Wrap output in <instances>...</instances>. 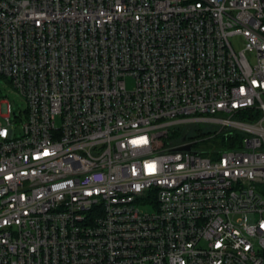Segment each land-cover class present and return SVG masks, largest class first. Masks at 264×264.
Here are the masks:
<instances>
[{
    "label": "built area",
    "instance_id": "2783aa9c",
    "mask_svg": "<svg viewBox=\"0 0 264 264\" xmlns=\"http://www.w3.org/2000/svg\"><path fill=\"white\" fill-rule=\"evenodd\" d=\"M0 79V264H264V0H0Z\"/></svg>",
    "mask_w": 264,
    "mask_h": 264
},
{
    "label": "rangeland",
    "instance_id": "374dc122",
    "mask_svg": "<svg viewBox=\"0 0 264 264\" xmlns=\"http://www.w3.org/2000/svg\"><path fill=\"white\" fill-rule=\"evenodd\" d=\"M230 44L233 46L234 49H239L242 45L241 37L239 36H231L229 37ZM0 85H3V88L6 89L8 86L4 84L0 79ZM126 85L129 87L130 83L129 80H126ZM2 93L0 92V95ZM7 99L10 102L12 109H18L22 106L23 102L22 99L15 93H10L7 95ZM207 147H219V148H225L227 147L219 138V136H214L213 138H209L207 141L204 142ZM229 148V147H228ZM139 209L144 212H151L152 207L148 205H142L139 206Z\"/></svg>",
    "mask_w": 264,
    "mask_h": 264
},
{
    "label": "trees",
    "instance_id": "16d2710c",
    "mask_svg": "<svg viewBox=\"0 0 264 264\" xmlns=\"http://www.w3.org/2000/svg\"><path fill=\"white\" fill-rule=\"evenodd\" d=\"M177 133L173 134L172 136H176ZM215 136H219V138L221 139V141L227 146L225 148H230V147H233L234 146V143L237 138H239V133L238 132H231V133H226V134H218V135H215Z\"/></svg>",
    "mask_w": 264,
    "mask_h": 264
},
{
    "label": "water",
    "instance_id": "95a60500",
    "mask_svg": "<svg viewBox=\"0 0 264 264\" xmlns=\"http://www.w3.org/2000/svg\"><path fill=\"white\" fill-rule=\"evenodd\" d=\"M182 148H183V149H188V146H187V145H185V146H183Z\"/></svg>",
    "mask_w": 264,
    "mask_h": 264
}]
</instances>
